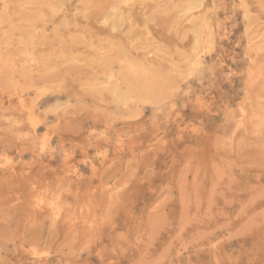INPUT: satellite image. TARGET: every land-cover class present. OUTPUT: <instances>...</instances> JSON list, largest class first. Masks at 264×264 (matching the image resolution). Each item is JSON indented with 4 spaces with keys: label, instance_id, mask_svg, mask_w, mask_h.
<instances>
[{
    "label": "rangeland",
    "instance_id": "obj_1",
    "mask_svg": "<svg viewBox=\"0 0 264 264\" xmlns=\"http://www.w3.org/2000/svg\"><path fill=\"white\" fill-rule=\"evenodd\" d=\"M124 2L0 0V264H264V0Z\"/></svg>",
    "mask_w": 264,
    "mask_h": 264
},
{
    "label": "bare ground",
    "instance_id": "obj_2",
    "mask_svg": "<svg viewBox=\"0 0 264 264\" xmlns=\"http://www.w3.org/2000/svg\"><path fill=\"white\" fill-rule=\"evenodd\" d=\"M124 1L125 0H121V2H124ZM201 6H202V0H183V6L181 7V13H183L184 15H190V16H192L191 13L193 11L199 9ZM111 9L116 10V8L114 7V5H113V7ZM117 12H119V11H117ZM121 22L123 23V21H122V13H121V17H119L117 19V22H116L115 26L116 25L118 26ZM116 28H118V27H116ZM121 69H124V68L122 67ZM128 70H129V72L130 71L131 72L133 71V73H138V75L135 74V75H133L131 77L132 73L130 72L131 75L129 77L128 76V73L126 74V72L123 73L121 71V73L119 74V76H120V78L122 80V83L124 85L123 86L124 89H122L120 87V85H117L118 83L117 84L116 83H113V85L110 86L111 87L110 88V92H111L110 94H111V96L114 97V99L116 100V102H119L121 104L127 103V101L131 100L134 95H141V94H145V93L148 95L149 100L150 101H153L154 103H159L164 98L165 95H162V92H163V90L165 88L162 89L159 86L158 81L156 80V78L154 76L153 77H151V76H149V77L143 76V75H141V72L139 70H135L131 66H129L127 68V71ZM109 72H110V70H109ZM82 73H84V72H82ZM116 73H118V72H116ZM109 81L112 82V80H109ZM146 88L148 89L147 92H146Z\"/></svg>",
    "mask_w": 264,
    "mask_h": 264
}]
</instances>
